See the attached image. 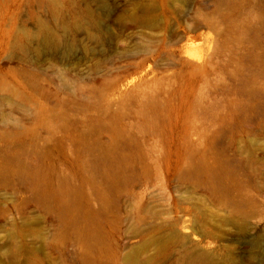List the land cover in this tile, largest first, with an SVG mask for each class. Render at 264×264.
<instances>
[{
	"label": "rangeland",
	"instance_id": "obj_1",
	"mask_svg": "<svg viewBox=\"0 0 264 264\" xmlns=\"http://www.w3.org/2000/svg\"><path fill=\"white\" fill-rule=\"evenodd\" d=\"M0 264H264V0H0Z\"/></svg>",
	"mask_w": 264,
	"mask_h": 264
},
{
	"label": "clouds",
	"instance_id": "obj_2",
	"mask_svg": "<svg viewBox=\"0 0 264 264\" xmlns=\"http://www.w3.org/2000/svg\"><path fill=\"white\" fill-rule=\"evenodd\" d=\"M189 27H191V25H189ZM207 39H211V33L208 34ZM182 55L188 59L198 61L202 59L203 52L199 43L192 40L191 38H187L183 43Z\"/></svg>",
	"mask_w": 264,
	"mask_h": 264
},
{
	"label": "bare ground",
	"instance_id": "obj_3",
	"mask_svg": "<svg viewBox=\"0 0 264 264\" xmlns=\"http://www.w3.org/2000/svg\"><path fill=\"white\" fill-rule=\"evenodd\" d=\"M145 19V14H138V16L135 17V20H144ZM61 44V39L57 35H55L52 32H48L45 34V38L43 41V47L46 50H57ZM42 47V48H43ZM132 255H129L127 257V261L131 262L132 261Z\"/></svg>",
	"mask_w": 264,
	"mask_h": 264
}]
</instances>
